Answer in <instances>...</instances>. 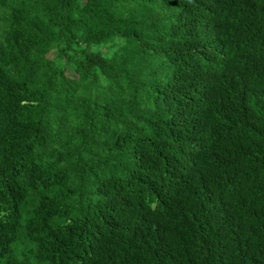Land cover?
Wrapping results in <instances>:
<instances>
[{
  "label": "trees",
  "instance_id": "16d2710c",
  "mask_svg": "<svg viewBox=\"0 0 264 264\" xmlns=\"http://www.w3.org/2000/svg\"><path fill=\"white\" fill-rule=\"evenodd\" d=\"M0 264H264V0H0Z\"/></svg>",
  "mask_w": 264,
  "mask_h": 264
},
{
  "label": "rangeland",
  "instance_id": "374dc122",
  "mask_svg": "<svg viewBox=\"0 0 264 264\" xmlns=\"http://www.w3.org/2000/svg\"><path fill=\"white\" fill-rule=\"evenodd\" d=\"M53 54H54V53H50L49 56H53ZM67 73H68V75H70V76H74V75H75L74 71H72L71 69H68V70H67Z\"/></svg>",
  "mask_w": 264,
  "mask_h": 264
}]
</instances>
